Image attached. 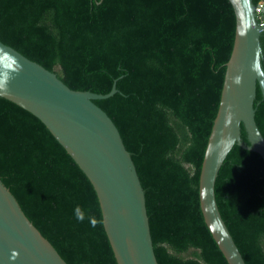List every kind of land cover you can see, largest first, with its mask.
Returning a JSON list of instances; mask_svg holds the SVG:
<instances>
[{"label":"trees","instance_id":"1","mask_svg":"<svg viewBox=\"0 0 264 264\" xmlns=\"http://www.w3.org/2000/svg\"><path fill=\"white\" fill-rule=\"evenodd\" d=\"M233 33L228 0H0V42L72 90L105 94L114 84L93 103L130 154L157 264H221L200 212L198 172ZM259 45L264 72V30ZM253 109L264 138L261 96ZM0 180L66 264H114L83 172L41 122L2 103ZM213 192L244 263L264 264L261 157L233 144Z\"/></svg>","mask_w":264,"mask_h":264},{"label":"water","instance_id":"2","mask_svg":"<svg viewBox=\"0 0 264 264\" xmlns=\"http://www.w3.org/2000/svg\"><path fill=\"white\" fill-rule=\"evenodd\" d=\"M234 33L218 106L198 172V202L221 264H245L216 206L217 171L233 144L257 153L264 138L254 121V98L264 100L259 34L251 0H228ZM264 19V3L260 8ZM105 94L68 88L53 71L0 42V103L39 122L85 175L98 205L114 264H157L143 189L129 152L106 113L93 103ZM0 264H66L28 220L0 180Z\"/></svg>","mask_w":264,"mask_h":264},{"label":"clouds","instance_id":"3","mask_svg":"<svg viewBox=\"0 0 264 264\" xmlns=\"http://www.w3.org/2000/svg\"><path fill=\"white\" fill-rule=\"evenodd\" d=\"M74 215L79 222H83L85 220V212L79 206L74 209ZM88 219L92 227L97 225L98 221L95 218L89 217Z\"/></svg>","mask_w":264,"mask_h":264},{"label":"built area","instance_id":"4","mask_svg":"<svg viewBox=\"0 0 264 264\" xmlns=\"http://www.w3.org/2000/svg\"><path fill=\"white\" fill-rule=\"evenodd\" d=\"M262 2L259 1L255 4V18L258 22L259 25H262L264 23V19L262 17V15L260 14V8L262 6Z\"/></svg>","mask_w":264,"mask_h":264}]
</instances>
